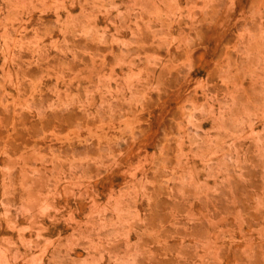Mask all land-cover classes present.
<instances>
[{
	"label": "rangeland",
	"instance_id": "374dc122",
	"mask_svg": "<svg viewBox=\"0 0 264 264\" xmlns=\"http://www.w3.org/2000/svg\"><path fill=\"white\" fill-rule=\"evenodd\" d=\"M0 264H264V0H0Z\"/></svg>",
	"mask_w": 264,
	"mask_h": 264
}]
</instances>
